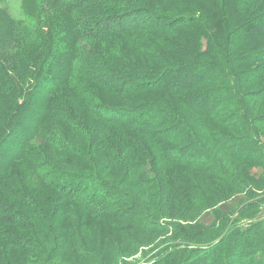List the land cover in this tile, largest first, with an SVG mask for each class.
I'll return each instance as SVG.
<instances>
[{
  "label": "rangeland",
  "instance_id": "obj_1",
  "mask_svg": "<svg viewBox=\"0 0 264 264\" xmlns=\"http://www.w3.org/2000/svg\"><path fill=\"white\" fill-rule=\"evenodd\" d=\"M145 1L151 7L137 0H130L128 3L106 0L98 2L97 9L102 7V2L111 3L115 10L121 11L146 7L153 14L159 13L166 17L164 19L168 21L200 19V15L209 9L204 0H189L188 3L182 0ZM164 1V5L173 12L166 10L161 14L163 8L157 9L153 6L154 3L162 4ZM213 1L215 4L217 0ZM262 2L263 0L250 5L245 11V18L251 22L234 11L231 25L227 26L228 31L224 33V37L220 35L222 40H211L217 33L212 27L207 28L211 37L201 40L202 50L213 53L214 56L213 61L208 63L211 66L209 84H202L183 96H190L195 91H205L204 94L209 95L203 100L206 111V118L202 120L204 126L202 123L200 126L198 123L196 125L195 121L199 119L195 120L183 107L178 108L176 100L172 101V107L178 109L177 114L182 119L187 120L191 127H199L196 135L204 155L197 156L193 150L195 147L184 148L185 156H191L192 166L198 172L166 165L162 169L163 173L151 164L144 146L142 149L138 148L139 144L135 148L129 147L131 138L138 142L136 136L132 134L130 137L129 133L111 128L104 132L105 135L99 134L97 117L88 111L90 101L112 107H133L142 103H155L162 107L154 95L134 94L128 103L127 100L114 98L92 84L78 81L74 77L63 90L68 89L70 92H63V95L66 99H71V109L67 108V115L60 114L63 119L57 116L48 118L43 127L53 132L57 138L46 140L43 133L39 138L33 139L27 147L28 158L18 160L8 176L1 181L2 188L10 186L13 190L20 191V195L23 193L25 197L35 201L47 217L44 224L49 226L54 223L49 231L52 241L45 238L41 243L36 242L37 245L32 247L33 253L23 254L16 249L10 251L5 246L2 239L12 235L6 232L0 239V257L4 260L6 258L7 264L8 257L14 259L12 264H161L162 261L167 264L171 261V264H264V27L260 25L264 20V9L260 6ZM3 4L15 19H19L23 0H3ZM141 24L142 21L138 26ZM145 25L155 29L151 23L146 22ZM172 29L174 31L159 35L167 41L162 44L148 41L146 35L142 34L134 36V43L128 38L119 37L121 44L86 47L85 53H92L101 62L103 59L107 60L108 66L115 71L124 65L118 62L121 58L125 62H135L144 71L164 69L169 63L174 65L178 62L179 65V62H193L191 58L179 57L174 49L184 35L185 28L173 26ZM247 33H255L256 38L251 39ZM245 36L247 37L244 38ZM12 46L7 45L5 50L14 57L15 50ZM125 46L131 47V53L128 54L130 59L127 60L124 57ZM155 77L157 75L153 74L152 78ZM80 93H86V98ZM76 94L80 97H75ZM62 99L64 100L59 98ZM163 109L172 117L175 116L172 108ZM179 115L175 117L179 118ZM73 120L82 127L77 130L79 136L74 135L66 126ZM1 132L0 127V135ZM47 133L54 137L50 132ZM102 139V143L106 145L102 152L104 156L115 165L120 163L111 169L112 179H116L115 183L124 190L136 194L145 205L143 210H137L133 216L110 222H95L79 206L56 202L57 194L53 189V179L57 172L88 175L69 165L81 160L70 149L65 153V144L74 146L85 156L94 157L97 161L95 145ZM217 139L222 145H231L230 151H234L236 159L240 160L228 159L230 156L225 154L229 153L221 151L215 144ZM47 141L51 142L50 147L45 145ZM167 147L177 150L183 146L180 140L174 139L173 142H167L166 151ZM82 164L87 165L85 162ZM94 164L98 171L95 161ZM173 169L175 178L185 180L182 187L191 194L190 197L188 195L189 202H180L179 207L176 199L166 204L158 190L162 178L168 177ZM202 170H207L205 175H201ZM213 173L223 176L226 182L213 180L204 183V177ZM0 195L11 199L9 193L3 189L0 190ZM50 202L52 206L48 204ZM13 206L21 210L16 199L13 200ZM80 217L84 221H79ZM130 221L135 222L129 228ZM78 222H84V226L80 228ZM9 229L3 230L10 231ZM17 235L31 239L29 234L18 232ZM64 245L67 247L61 250ZM71 248L75 252L88 253V258L81 260L75 252L66 250Z\"/></svg>",
  "mask_w": 264,
  "mask_h": 264
},
{
  "label": "trees",
  "instance_id": "obj_2",
  "mask_svg": "<svg viewBox=\"0 0 264 264\" xmlns=\"http://www.w3.org/2000/svg\"><path fill=\"white\" fill-rule=\"evenodd\" d=\"M100 1L106 0H23L19 19H15L4 6L3 0H0V127L1 135H4L3 137L0 135V190L3 189L11 196L9 200L0 195V239L3 233L12 234L2 239L10 251L16 249L23 254L33 253L32 247L37 245L36 242L41 243L45 238L52 241L49 231L54 223L49 226L44 224L47 217L35 201L25 197L23 193L20 195V191L13 190L10 186L2 188L1 184L18 160L28 158L27 147L33 139L39 138L44 133L43 138L46 140H55L56 136L53 132L43 127L48 118L57 116L63 119L60 114L67 115V108L71 109L69 102L71 99H66L63 95V92L64 94L69 92L68 89L63 90L69 86L71 80L77 77L78 81L92 84L110 96L121 101L127 100L128 103L134 94L154 95L162 107H158L155 103H142L133 107H112L90 101L88 111L97 117L99 134H104L111 128L129 133L130 137L132 134L136 136L138 142L131 138L129 147L135 148L139 144L138 148L142 149L144 146L151 164L161 171L169 165L198 172V169L192 166L191 156H185L184 148L195 147L193 150L197 156L204 155L203 147L199 145V138L196 135L199 127H191L187 120L182 119L177 114L178 109L172 107V101L176 100L179 104L178 108L186 109L195 120L199 119L195 121L196 125L198 123L200 126L202 123L204 126L202 120L206 118V111L203 100L209 95L204 94L205 91H202L203 93L195 91L190 96H183L184 93L202 84H209L211 66L208 63L213 61L214 56L213 53L202 50L201 40L211 37L207 29L209 27L217 32L211 40L216 42L222 40L220 35L224 37V33L228 31L227 26L231 25L234 11H237L244 20L251 22L245 18V11L250 5L258 4L261 0H217L215 4L213 0L211 2L204 0L209 9L202 16L200 15V19L186 18L180 21L176 19L168 21L164 19L166 17H162L159 13L153 14L146 7L121 11L115 10L111 3L102 2V7L97 9ZM117 1L128 3L130 0ZM137 1L151 7V4L145 0ZM182 1L189 2V0ZM263 3L264 0L260 6L264 9ZM164 4L165 1L162 4L154 3L153 6L157 9L163 8L161 14L166 10L173 12ZM140 21L142 24L138 26ZM146 22L155 26V29L145 25ZM260 25L264 27V20ZM173 26L185 28L184 35L178 43L174 42L177 43L174 47L176 54L182 58H191L193 62H179V65L178 62L174 65L169 63L164 69L144 71L140 70L135 62H125L121 58L118 62L124 65L115 71L108 66L107 60L103 59L101 62L95 59L92 53H85L86 47L94 48L97 45L103 47L109 43L121 44L119 37L128 38L134 43V36L142 34L146 35L148 41L162 44L167 41L159 35L174 31ZM247 35L251 39L256 38L255 33H247ZM7 45H13L14 57L6 53ZM123 48L126 51L125 60L130 59L128 54L131 53V47ZM96 57L99 58L97 55ZM153 74L157 77L152 78ZM80 95L86 98V93ZM60 97L64 100H59ZM75 97L80 96L76 94ZM163 107L169 110L172 108V111L175 110V116L180 117H172ZM199 107L201 108L197 111ZM189 119L193 120L190 117ZM66 126L74 135L79 136L77 130L82 127L77 121L73 120ZM47 132L54 137L48 136ZM174 139L180 140L183 147L177 150L167 147L166 151L167 142H173ZM103 140L101 142L99 140L98 145H95L97 161L94 157H87L74 146L66 143L65 153L70 149L75 153L74 156L81 160L69 165L88 175L57 172L53 179L55 180L53 189L57 194L56 202L79 206L95 222H110L133 216L137 210H143L145 206L136 194L124 190L115 183L116 179H112L111 169L120 163L115 165L104 156L102 152L106 145L102 143ZM50 141L45 142V145L50 147ZM215 144L221 148V151L229 153L225 154L230 156L228 159L240 160L236 159L234 151H230L231 145H222L219 139ZM89 152L91 154V148ZM82 162L87 165H83ZM41 164L47 163L41 162ZM33 168L36 169L35 166ZM207 170H202L201 175H205ZM222 177L213 173L204 177V183L213 180L226 182ZM162 179L158 190L166 204L172 199L179 201L178 207L181 206L180 202H189L188 195L190 197L191 194L182 187V182L185 180L176 179L174 169L168 177ZM14 199L19 201L21 210L13 206ZM48 204L52 206L51 202ZM60 217L63 221V217ZM78 219L84 221L83 217ZM133 222L135 221H130L129 228ZM78 224L80 228L84 226V222ZM5 228H10V231H4ZM18 232L29 234L31 239H24L17 235ZM58 244L59 242L56 246ZM66 247L64 245L61 250ZM66 250L75 252L72 248ZM75 255L81 260L88 258L86 252L84 254L75 252ZM5 260L0 257V263L7 264ZM12 260L14 259L8 257V264H12ZM161 264L167 263L162 261Z\"/></svg>",
  "mask_w": 264,
  "mask_h": 264
}]
</instances>
